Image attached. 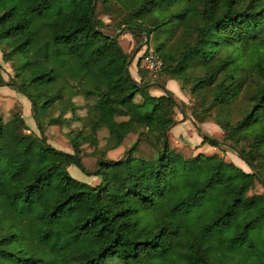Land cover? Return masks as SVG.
Wrapping results in <instances>:
<instances>
[{"label":"trees","instance_id":"trees-1","mask_svg":"<svg viewBox=\"0 0 264 264\" xmlns=\"http://www.w3.org/2000/svg\"><path fill=\"white\" fill-rule=\"evenodd\" d=\"M99 14L117 17L121 33H105ZM123 33L145 53L153 44L163 95L149 93L159 77L141 58L139 81L129 74ZM0 52L12 71L0 88L28 100L39 132L20 113L0 118V264H264V194L252 193L255 183L264 188L255 166L264 148L256 119L264 114V0H0ZM169 80L189 92L196 128L211 120L221 130L222 142L200 132L202 144L229 147L250 173L210 158L200 181L178 177L169 132L175 110L186 113L165 90ZM80 120L68 133L73 153L47 143V127ZM101 129L106 154L88 171L81 147H98ZM251 130L250 143L238 137ZM129 135L136 139L111 159ZM141 143L152 156H135ZM70 166L99 184L73 179ZM126 166L122 178L112 174Z\"/></svg>","mask_w":264,"mask_h":264},{"label":"rangeland","instance_id":"rangeland-1","mask_svg":"<svg viewBox=\"0 0 264 264\" xmlns=\"http://www.w3.org/2000/svg\"><path fill=\"white\" fill-rule=\"evenodd\" d=\"M100 9L98 8V12ZM99 17L106 23L108 26L104 29V32L109 35H115L117 33H121L117 29V22L119 19L115 16H103L99 14ZM120 46L123 51L128 54L129 62H131L130 66L128 67L129 74H133L134 76L137 73V63L141 58V62L143 61L145 47L141 48L136 47V41H134L130 34L123 33L120 36ZM141 48V49H140ZM148 48L154 50L153 44L150 42ZM140 49V51H139ZM0 64L2 66L0 70V76L3 80L7 81L9 77L12 75V71L9 64H5L1 60V52H0ZM144 72V71H143ZM165 77H159L158 80L153 81V86L150 88L152 96L160 95V88L157 84H164ZM178 92L179 89H177ZM150 93V91H149ZM164 94V92H163ZM181 94V92H180ZM177 104L180 108L185 111V115L180 112L178 109L175 110V114L173 115V119L176 121L178 120V125L173 130L171 129L169 133V144L172 150V158L175 162L174 166H179L178 170V177L183 178L184 180H201L203 175L198 176L199 170L202 168L210 166V158H213V161L216 163L218 158H221L225 163L233 164L234 166L238 167L240 171H246V173H250V169L248 168H239L238 164L240 158L237 154L229 147L222 146L218 148L210 147L207 144H202V139L199 136L200 132L205 133L219 142L223 141V135L221 130L211 122V120L207 121L202 125L196 126L192 122L190 118V107L192 104V98L188 91L184 92L181 100H178ZM76 104L80 107L76 113V116L82 119L86 113L84 106V101L81 98L74 99ZM136 101H140V98L137 97ZM14 113H20L28 127L29 132L39 135V132L36 128L35 121L32 117V113L30 111V103L28 100L16 93L15 91L11 90L8 87H1L0 88V118L3 119L5 122L8 121ZM54 115L56 112H52ZM70 115L66 116V119L70 120ZM256 119L260 121V123H264V114H259ZM83 122L80 121H73L68 127L63 126H51L45 129V136L47 139V143H49L52 147L57 150L64 151L66 153H73L74 148L73 144L68 137V133L70 131L76 132L81 129ZM199 129V130H198ZM255 130L248 131L244 134L238 135V137L242 138L243 140H247L250 143L251 136L254 134ZM98 141L99 146L93 147L92 144L85 143L81 147V156L83 165L86 170L93 171L96 169L97 160L100 158L101 153L106 154L104 149L105 139L107 137V133L104 129H101L98 132ZM136 139L134 135H129L125 140V143L121 148L117 151L111 153V159H119L125 150H127L133 141ZM108 155V154H107ZM153 155L152 149L145 143H141L139 146V152L135 156L148 158ZM257 159L255 160V166L261 175L264 176V148L260 149L255 153ZM242 162V161H241ZM243 163V162H242ZM145 164L144 166H147ZM131 171L129 166L125 168L116 169L112 171V174L118 178H122V176L126 173ZM68 174L75 180L79 182L86 183L90 186H95L99 184L100 179L98 177H89L86 176L81 170L76 168L75 166H70L67 168ZM182 181V180H181ZM252 193H259L264 194V188L259 183L254 184V188ZM222 196L220 193L216 194V198ZM209 210V208H208Z\"/></svg>","mask_w":264,"mask_h":264},{"label":"built area","instance_id":"built-area-1","mask_svg":"<svg viewBox=\"0 0 264 264\" xmlns=\"http://www.w3.org/2000/svg\"><path fill=\"white\" fill-rule=\"evenodd\" d=\"M142 67L146 70L150 78L157 79L161 73L162 62L154 51L149 50L144 54Z\"/></svg>","mask_w":264,"mask_h":264},{"label":"crops","instance_id":"crops-1","mask_svg":"<svg viewBox=\"0 0 264 264\" xmlns=\"http://www.w3.org/2000/svg\"><path fill=\"white\" fill-rule=\"evenodd\" d=\"M131 77L135 80V81H139V77H138V75H137V73H136V75L134 76L133 74H131ZM177 89H179V86H178V84L175 82V81H173V80H169V81H166V83H165V90L166 91H169V92H171L173 95H174V97L175 98H177L178 100H181L182 99V96L184 95V93L179 89V91L181 92V94H180V92H178L177 91ZM163 89H161L160 90V95H158V96H161V95H163ZM150 94H151V90H150ZM178 121V120H177ZM178 125V124H177ZM177 125L176 126H174L173 128H172V130L175 128V127H177ZM171 131V130H170ZM170 133V132H169ZM242 161V160H241ZM241 161H239V163H237L238 164V166H239V168H247L248 169V167L246 166V164L243 162H241ZM238 168V167H237ZM243 170V169H242ZM242 172H244V173H246V171H242Z\"/></svg>","mask_w":264,"mask_h":264}]
</instances>
